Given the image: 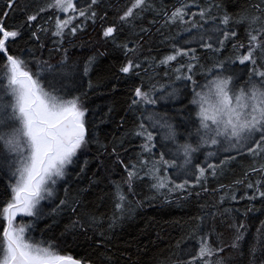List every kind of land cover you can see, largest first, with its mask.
<instances>
[{"label": "snow or ice", "instance_id": "6c2138e0", "mask_svg": "<svg viewBox=\"0 0 264 264\" xmlns=\"http://www.w3.org/2000/svg\"><path fill=\"white\" fill-rule=\"evenodd\" d=\"M148 13L153 19L143 26ZM157 23L161 43L169 44L167 54L159 59L143 53V38ZM89 26L97 30L100 46L110 44L123 54L118 67L110 65L113 75L133 81L127 111L134 119L123 136L142 141L135 158L124 159L128 150L120 151L123 136L119 141L113 139L110 152L108 144L99 145V139L92 136L95 126L86 115L85 93L77 90L75 77L79 75L82 81L89 76L105 53L97 50L88 55L81 72L77 64H68L64 48L65 42L75 40ZM163 28L169 30L168 35ZM172 29H176L174 34ZM240 29L243 38L238 41ZM126 33L125 39L118 40ZM181 33L188 38L183 39ZM42 36L52 44L49 59L35 54V46L46 47ZM136 36L140 39H133ZM193 44L196 47L190 46ZM229 44L230 53L224 55ZM199 51L210 55L202 58ZM56 54L61 59L52 62ZM160 66L164 68L162 77L155 71ZM0 73V184L4 185L0 264H92L89 255L79 259L62 255L54 240L32 235L44 216L66 207L75 216L66 232L79 229L86 233L100 227V219L80 211L83 205L70 195V182L65 181L72 165L78 164L77 177L86 173L87 157L83 163L78 161L90 142L102 147L113 165L125 173L110 181L113 212L109 228L133 204L142 206L150 199H135L137 187L145 181L153 193L151 199H174L181 206L193 194L196 198L208 194L210 178L222 177L231 162L247 157L249 163L241 178L212 189L213 194L220 193L216 203L201 205L200 214L189 218L184 234L161 249L154 261L228 264L233 257L224 253L231 250L241 258L247 255V264H264V220L247 241L245 253L249 227L241 219L264 209V0L243 5L239 0H177L172 6H157L156 0H126L123 6L119 0L115 5L112 0H0ZM158 78L166 83H159ZM176 82L183 85L187 99L176 110L188 113L179 123L167 111L155 110L160 101L179 100L181 89L174 86ZM88 88H93L91 80ZM124 123L122 117L121 126ZM158 145L161 151L157 155ZM201 152L204 159L197 163ZM60 182H64V196L45 212L41 202L57 197ZM257 200L261 209L255 208ZM230 201L249 203L243 209L224 207ZM206 207L211 210L205 211ZM217 218L226 225L222 231L217 230ZM46 229H40L41 237ZM225 232L231 233L227 239ZM103 236L102 228L94 232L97 248L106 243Z\"/></svg>", "mask_w": 264, "mask_h": 264}, {"label": "trees", "instance_id": "16d2710c", "mask_svg": "<svg viewBox=\"0 0 264 264\" xmlns=\"http://www.w3.org/2000/svg\"><path fill=\"white\" fill-rule=\"evenodd\" d=\"M40 2V0H38ZM117 0H112L115 5ZM177 0H156L157 6L175 5ZM232 3H236L237 0H231ZM249 0H239L241 5L248 3ZM126 0H119V4L123 6ZM233 9H229L232 11ZM46 18V17H44ZM113 15L110 10L109 19H112ZM153 19V15L148 13L143 22V26H147V21ZM162 20L163 17L157 18ZM11 22V21H10ZM139 23V22H138ZM160 27V23H157L150 34H147L143 38V53L145 56L159 57L167 54L169 50V44L161 43L162 36L156 33V28ZM165 34H169L167 28L161 29ZM176 29H172L174 34ZM241 36L238 37V41L243 38V29L239 30ZM127 36H119L118 40H123ZM183 39H187L186 33H181ZM42 40L46 41V47L41 50L36 47V56L41 59H49V49L52 47L50 41L42 36ZM135 40H139L140 37H133ZM179 39V38H178ZM237 41V42H238ZM182 42V41H181ZM21 46L22 42H21ZM196 47V45H190ZM64 48L67 49V55L69 57L68 64L71 66L77 64L82 72L83 61L88 55H91L95 51L105 53V55L98 58L95 66L92 68L89 76L84 77L81 81L80 76L75 77V82L78 86L79 92L85 93L82 97L84 107L89 109L86 114L95 126L92 129V136L99 139V145L108 144V151H111V142L115 138L117 141L121 139L123 134L131 127L133 122L132 113L127 111L128 106V88L133 82L128 78L121 75L120 79H117L113 75L114 69L110 68V65H116L122 60V52L114 51L111 45L100 46L98 44L97 30L89 26L88 31L79 34L75 40L65 42ZM231 50V44L228 45V51L224 52V55H229ZM198 54L203 58L210 54L204 51H199ZM61 59V54H56L52 57V62ZM35 70V65L31 66ZM175 67V65H173ZM155 71L159 72L161 77L164 71L163 66H160ZM151 74V72L149 73ZM2 75V73H0ZM91 80L93 88H88V81ZM135 83H139V78L133 76ZM155 82V81H154ZM159 83H166L164 79L158 78ZM115 85V88H113ZM181 89V94L178 101H160L155 106L156 111L165 112L174 116V123H179L184 116H187V112H177L182 105L187 104V99L184 98L183 85L180 82H176L174 85ZM190 92V86H189ZM76 92H73L75 95ZM190 98V96H189ZM111 110V111H110ZM124 118L125 123L121 126V118ZM180 131L183 133L185 128L181 126ZM159 139V138H157ZM123 151L128 150V155L124 159L135 158V152L139 151V145L142 143L140 139L132 136H123ZM181 142H183V136H181ZM194 142V139H193ZM96 143H89L87 148L82 154L78 163H83L85 157H87L89 163L87 165L86 173L77 177L76 172L79 171L78 164L69 167V176L65 178V181L70 182V195L79 199L83 207L81 212H87L95 215L102 221L99 228L90 229L84 233L77 229L76 231H65L66 226H69L75 219V216L71 214V207H66L59 210L56 214L46 215L42 220L38 222V227L32 235L37 239H52L58 245V251L62 255H72L74 258H81L85 255H89L92 264H155L154 257L159 251L165 248L169 244H175L186 230V224L190 217L199 215V209L201 205L211 206L219 199L220 193L213 194L212 189L216 188L218 184L228 185L233 180L241 178L242 172L246 169L249 163L247 157L244 159H237L231 162L226 170L225 175L222 177L209 180V192L208 194H201L199 198L193 197L187 202H183L181 206H178L176 201L170 200L165 202L163 197L151 199L153 193L147 188V181L140 184L136 191L139 193L135 199L143 200L144 196L150 197V199L142 206L133 204L131 210L126 212L123 217L117 220L115 224L109 228L112 217V203L110 193L112 192V186L110 181L119 180L125 173L116 168L112 160L108 158L104 149ZM161 151L159 145L156 148L157 155ZM197 163L204 159L203 153L197 154ZM222 158V157H221ZM211 162V161H210ZM215 162L218 163V160ZM75 169V171L73 170ZM95 181L93 184H89V181ZM83 189L84 191H81ZM4 191V185L0 184V199H4L2 193ZM199 191V189H196ZM242 194V191H241ZM64 196V182H60L57 186V197L52 200L43 201L41 204L44 207L45 212H49L51 208L59 204V198ZM247 201H230L224 204V207H238L245 208L248 206ZM255 208L261 209V203L259 200L255 202ZM205 211H210V207H206ZM119 215V214H117ZM241 219H245L246 224L249 227V233L247 240L243 246V251L246 253L248 248V242L251 240V236L255 234L256 228L260 225V221L264 220V209L260 211H254L248 214L247 218L241 216ZM212 221L209 220L211 226ZM218 231H222L226 228L225 224H222L221 218H217L215 221ZM46 231L41 237L40 229ZM101 228L104 230V236L102 239L106 241L103 247L97 248L95 239H93L94 232L98 233ZM231 233L225 232V238H229ZM224 255L227 257L231 255L232 260L228 264H247V255L243 258L240 257L237 251H226Z\"/></svg>", "mask_w": 264, "mask_h": 264}, {"label": "rangeland", "instance_id": "374dc122", "mask_svg": "<svg viewBox=\"0 0 264 264\" xmlns=\"http://www.w3.org/2000/svg\"><path fill=\"white\" fill-rule=\"evenodd\" d=\"M45 201H46V200H45ZM42 202H43V201H42ZM42 202H41V203H42ZM17 223H20V221L18 220Z\"/></svg>", "mask_w": 264, "mask_h": 264}]
</instances>
